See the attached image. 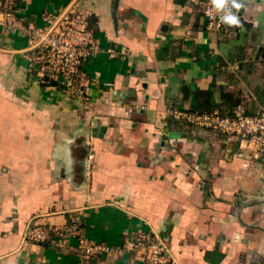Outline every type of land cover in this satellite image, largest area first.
<instances>
[{
    "label": "crops",
    "instance_id": "1",
    "mask_svg": "<svg viewBox=\"0 0 264 264\" xmlns=\"http://www.w3.org/2000/svg\"><path fill=\"white\" fill-rule=\"evenodd\" d=\"M75 2L18 0L0 32V264H145L115 253L141 232L176 264H264V154L185 118L264 110V0H224L236 23L216 32L206 0H78L98 41L84 98L26 52V31ZM76 222L114 251L26 238Z\"/></svg>",
    "mask_w": 264,
    "mask_h": 264
},
{
    "label": "built area",
    "instance_id": "2",
    "mask_svg": "<svg viewBox=\"0 0 264 264\" xmlns=\"http://www.w3.org/2000/svg\"><path fill=\"white\" fill-rule=\"evenodd\" d=\"M18 0H0V25L13 30L10 19L17 13ZM207 27L212 31H221L230 19L236 15L222 4L206 0L203 8ZM90 15L86 10L75 9L62 14L58 19L45 16L42 25L29 28L25 33L29 48L35 47L33 65L39 70L44 83L54 82L64 91L78 98H84L85 92L77 84V77L82 65L98 51V41L90 29ZM37 46V47H36ZM188 123L226 137H237L254 146L255 158L264 154V110L248 113L239 106L232 114L191 113ZM81 225L76 222L63 229L45 225L30 227L26 238L30 242L44 243L51 241L65 247L70 241L76 242L77 253L85 261H91L103 253L114 251L105 244H94L82 233ZM136 253L145 264H176L170 249L159 238L141 232L115 253L123 251Z\"/></svg>",
    "mask_w": 264,
    "mask_h": 264
},
{
    "label": "clouds",
    "instance_id": "3",
    "mask_svg": "<svg viewBox=\"0 0 264 264\" xmlns=\"http://www.w3.org/2000/svg\"><path fill=\"white\" fill-rule=\"evenodd\" d=\"M213 2L217 5H220L224 2V0H213ZM235 7H239V5H234ZM226 19H230V22L231 23H236V20L234 17H231V18H226Z\"/></svg>",
    "mask_w": 264,
    "mask_h": 264
},
{
    "label": "water",
    "instance_id": "4",
    "mask_svg": "<svg viewBox=\"0 0 264 264\" xmlns=\"http://www.w3.org/2000/svg\"><path fill=\"white\" fill-rule=\"evenodd\" d=\"M72 7V5H70V7H69V9ZM68 9V10H69ZM68 11H66L64 14H66ZM1 30H2V26L0 25V32H1ZM37 47V46H36ZM35 47H33V48H29L28 50H26V52L27 51H31V50H33Z\"/></svg>",
    "mask_w": 264,
    "mask_h": 264
},
{
    "label": "rangeland",
    "instance_id": "5",
    "mask_svg": "<svg viewBox=\"0 0 264 264\" xmlns=\"http://www.w3.org/2000/svg\"><path fill=\"white\" fill-rule=\"evenodd\" d=\"M77 2H78V0H77ZM77 2H75L74 4H73V6L68 10V12H71V11H73V10H75L74 9V7H76L75 5H77ZM77 10V9H76ZM90 21V20H89ZM52 82V81H51Z\"/></svg>",
    "mask_w": 264,
    "mask_h": 264
}]
</instances>
